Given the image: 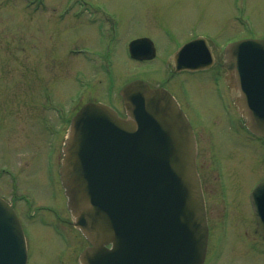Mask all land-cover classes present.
I'll use <instances>...</instances> for the list:
<instances>
[{
  "label": "water",
  "instance_id": "obj_1",
  "mask_svg": "<svg viewBox=\"0 0 264 264\" xmlns=\"http://www.w3.org/2000/svg\"><path fill=\"white\" fill-rule=\"evenodd\" d=\"M149 42L131 41V57L152 58ZM171 60L175 72L214 64L203 38L183 44ZM222 68L238 113L264 136V38L227 45ZM121 96L124 118L102 103L85 104L62 147L67 208L90 243L79 264H203L208 228L192 128L164 89L136 79ZM252 203L264 239V183ZM25 262L18 217L0 197V264Z\"/></svg>",
  "mask_w": 264,
  "mask_h": 264
},
{
  "label": "rangeland",
  "instance_id": "obj_2",
  "mask_svg": "<svg viewBox=\"0 0 264 264\" xmlns=\"http://www.w3.org/2000/svg\"><path fill=\"white\" fill-rule=\"evenodd\" d=\"M67 1L75 0H41L34 14L35 3L32 5L31 0H0V196L15 195L16 207L23 205L25 197L32 201L34 211L35 206L56 208L55 203L65 202L56 176L48 178L49 182L46 176L51 159L59 165L66 133L62 116L52 109L55 102L49 104L48 94L60 101L67 100L68 95L80 97L89 78L101 87L98 98L108 104L105 88L111 84L114 105L122 107L119 93L130 81L139 79L151 84L165 80L200 135V155L208 154L217 131L225 129L228 122L239 124L235 113L221 109L209 81L222 73L216 66L194 75L169 77L163 61L174 48L169 45L166 49V37L156 17L172 27L174 43H183L198 34H204L219 48L230 39L264 38V0H92L114 12L117 30L112 50L88 51L84 58L73 51L83 41L94 43L95 36L88 33L87 23L72 19L78 4L65 13L66 21L57 24L56 30L52 26L57 21L56 12H62L64 7H60ZM49 32H53L52 38ZM146 33L157 45V57L152 61L134 60L129 55V42ZM79 40L81 43L76 42ZM106 54L107 61L100 58ZM217 55L221 61V52L217 51ZM77 80L85 85L77 89L73 84ZM216 136L225 139L219 132ZM10 174L16 177L15 183ZM241 199L233 201L232 210L246 208V197ZM48 214L51 218L52 214ZM41 216L36 214L38 219ZM237 229H228L230 233L224 240L211 236L206 264H264L263 243L262 251L256 246L261 251L258 253L249 240L252 228Z\"/></svg>",
  "mask_w": 264,
  "mask_h": 264
},
{
  "label": "flooded vegetation",
  "instance_id": "obj_3",
  "mask_svg": "<svg viewBox=\"0 0 264 264\" xmlns=\"http://www.w3.org/2000/svg\"><path fill=\"white\" fill-rule=\"evenodd\" d=\"M34 3L35 5L32 10L35 14L39 9V1L31 0V4L33 5ZM63 3L64 4L60 7V9L64 7L63 11L56 12L57 21L52 22V26L55 27L54 30L57 29V24L66 21L65 12L75 8L78 4V10L75 11L72 19L87 23V29L89 31L88 33L95 36V42L93 43L86 40L83 41V45H79L77 47L88 50H100L104 48L106 50H112L111 46H113V37L116 35L117 21L114 17V12L110 11L107 5L92 0H79L76 3L74 2L69 7L68 4H66L67 2ZM156 18L158 23L161 24L159 26H161L163 36L166 37V41H164V43H166L165 45L168 46L166 49H169V45L173 46L174 48L163 61L165 63L163 64L166 65L168 69L169 77L173 78L179 74L194 75L195 72L190 71L174 72L171 54L184 42L174 43L172 39V27L170 25L166 26L163 24L165 19L158 17ZM48 36L49 38H52L53 32H49ZM105 37L110 38L103 44L101 42ZM146 37L150 38L148 33H146ZM197 37L206 38L209 46L212 49V52L214 53V66L219 65V67L220 64L218 63L219 57L217 55V51L222 52L226 44L235 41V39H230L231 41L229 40L223 44L221 49L216 44L211 42V40L204 34H198L193 36L191 39ZM151 40L155 49V56L152 59L146 61H152L157 57L158 53V48L155 44V41L153 39ZM80 41L81 40L76 42L81 43ZM161 45L164 46V44ZM108 73L109 72L107 71V75H109ZM209 79L214 87V95L221 103V109L225 113L236 114L232 106V101L230 99L228 90L224 85L222 78L219 76H212ZM88 82V86L85 87V91L80 97L75 94L68 95L67 100L65 101L57 100L55 96L48 97L49 104L55 102L52 109L58 116H62L64 121H67L66 131L68 129L71 117L88 102L105 103L108 106L114 108L120 115H124L123 105L122 107L120 105H114L115 103L113 101V95H115V92L113 93V86L111 84L105 88L107 95L106 100L110 102V104H108L100 100L97 96V90H101V87H98L97 83L91 79H89ZM73 84L76 85L77 89L85 85L78 80ZM150 85L152 87H163L170 91L169 83L165 80L154 81ZM76 96L77 98L73 99ZM187 101L188 100L185 101V106H187ZM180 107L182 108L181 105ZM182 110L184 111L183 108ZM238 120L239 124H236L235 122H228L225 125V129H220L217 131V133L219 132V136L225 137V139L217 138L216 133L215 138L213 136L214 139L212 140V145L208 149V154L204 152L202 155H200L201 152L198 148V138H200V135H198L194 125L190 120L197 143V170L205 199L209 226V244L206 258L209 257L208 255L211 236H215L218 239L223 238L224 240L225 237L230 233L228 229H232V232H234L239 231L237 228L243 229L244 227H251L253 230V233L251 234H253V236L249 238V240L251 242L253 241L252 244L258 253H261L263 249L260 248L261 243L264 245L263 239L255 232L256 218L253 213L250 201V195L255 187L264 182V136L252 133L246 127L245 121L243 119L238 117ZM60 165L61 159L58 166L56 162H50L46 175L48 182L49 179L51 180L53 178V176H57L59 179ZM244 170H247L246 173H249L251 177L250 175L249 178L245 176L246 173ZM12 182H16V177L12 176ZM243 196L246 197V208L245 206H241L232 210L233 201L236 198L241 199ZM13 197H15V195L5 198L13 206L20 219L22 230L25 236V248L27 256L26 264H78L80 254L89 244L72 225L70 213L65 203L62 205L55 203L56 208L49 206H41L36 208L37 206H35L34 211L32 203L28 202L25 197H22L23 205L17 207ZM235 212V217H244V220L241 221L240 218L232 219L235 218L232 216V213L234 215ZM37 213L42 215L41 218H36ZM48 213L52 214L51 218L50 214ZM213 218H215L216 221H213ZM38 232H41V234L36 235ZM243 233L248 237L249 233L247 230L243 231ZM32 236L35 238V240ZM239 238L240 237L238 236V239ZM257 245L261 251L256 247ZM250 247H252V245H250Z\"/></svg>",
  "mask_w": 264,
  "mask_h": 264
}]
</instances>
